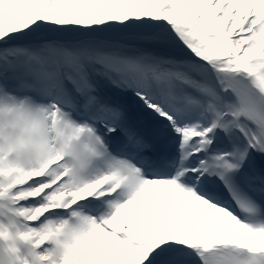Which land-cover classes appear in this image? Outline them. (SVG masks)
<instances>
[{"label": "snow or ice", "instance_id": "1", "mask_svg": "<svg viewBox=\"0 0 264 264\" xmlns=\"http://www.w3.org/2000/svg\"><path fill=\"white\" fill-rule=\"evenodd\" d=\"M0 264H264V0H0Z\"/></svg>", "mask_w": 264, "mask_h": 264}]
</instances>
